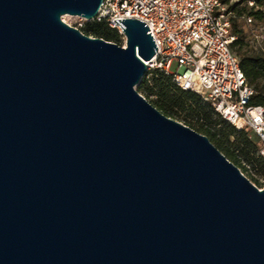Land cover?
<instances>
[{
	"label": "water",
	"instance_id": "95a60500",
	"mask_svg": "<svg viewBox=\"0 0 264 264\" xmlns=\"http://www.w3.org/2000/svg\"><path fill=\"white\" fill-rule=\"evenodd\" d=\"M104 0H0V264H264V188L139 92L158 47Z\"/></svg>",
	"mask_w": 264,
	"mask_h": 264
},
{
	"label": "built area",
	"instance_id": "2783aa9c",
	"mask_svg": "<svg viewBox=\"0 0 264 264\" xmlns=\"http://www.w3.org/2000/svg\"><path fill=\"white\" fill-rule=\"evenodd\" d=\"M233 17L224 0H104L93 20L121 34L116 18L146 22L158 47L148 70L160 68L182 89L200 93L235 129L258 139L264 159V106L251 104L256 90L232 47Z\"/></svg>",
	"mask_w": 264,
	"mask_h": 264
},
{
	"label": "trees",
	"instance_id": "16d2710c",
	"mask_svg": "<svg viewBox=\"0 0 264 264\" xmlns=\"http://www.w3.org/2000/svg\"><path fill=\"white\" fill-rule=\"evenodd\" d=\"M224 1L229 5V9L234 12L233 14L236 12L241 16L245 13L239 6L240 2L230 5V0ZM263 6L264 0H255L248 14L256 19H263ZM255 7L258 9L255 10ZM79 29L87 35L102 37L110 41L115 40L120 35L119 31L111 28L106 21L91 20ZM233 32L237 36L232 45L233 50L240 59L241 67L249 83L256 90L251 98V104L264 106V53L250 47L246 34L236 24L233 27ZM138 90L167 116L181 120L196 131L208 136L211 142L240 169L242 162L238 157V150L245 154L255 167L261 166L264 169V159L258 154L259 141L256 137V141L252 140L249 133L235 129L215 111L211 103L202 100L200 93L182 89L172 76L164 70L160 68L149 69L140 82ZM214 116L217 118L214 119ZM232 136H235L236 140H231ZM257 186H260L259 182Z\"/></svg>",
	"mask_w": 264,
	"mask_h": 264
},
{
	"label": "rangeland",
	"instance_id": "374dc122",
	"mask_svg": "<svg viewBox=\"0 0 264 264\" xmlns=\"http://www.w3.org/2000/svg\"><path fill=\"white\" fill-rule=\"evenodd\" d=\"M251 0H230L229 4L233 5L238 2H240L239 6L242 10H244V14L239 16L236 12L234 14L233 19V27L236 24V26L239 29H242L244 33L246 34V38L250 42V47H252L254 50L260 51L264 53V18L263 19H256L254 16L249 15L250 8L254 5L250 3ZM264 9V6L262 7ZM258 7H255V10H257ZM234 13V12H233ZM64 20L68 22L69 24L80 28L81 26H85L89 21L86 20L83 17L80 16H74V15H64ZM252 18V21L249 20V18ZM119 37L115 40H112L113 42L126 46V36L125 34L119 33ZM239 36V35H238ZM177 69V63H175L172 66V71H176ZM137 89H139V85H137ZM201 96V95H200ZM202 98V96H201ZM204 101V99L202 98ZM206 102V101H204ZM217 116H214V119H216ZM181 121V120H179ZM249 137L252 140L256 141V138L254 135H249ZM231 140H236L235 136L231 137ZM238 152V157L241 159L242 162V171L243 173L252 180L256 185L259 182L260 188H264V169L261 168V166L255 167L250 161L247 159L246 155L243 154L240 150ZM246 168V169H245Z\"/></svg>",
	"mask_w": 264,
	"mask_h": 264
}]
</instances>
